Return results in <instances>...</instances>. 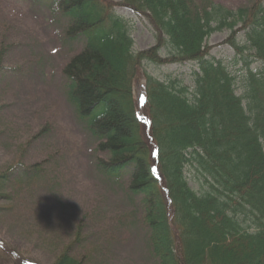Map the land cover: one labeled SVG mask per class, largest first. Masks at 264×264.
I'll return each mask as SVG.
<instances>
[{"label":"trees","instance_id":"obj_1","mask_svg":"<svg viewBox=\"0 0 264 264\" xmlns=\"http://www.w3.org/2000/svg\"><path fill=\"white\" fill-rule=\"evenodd\" d=\"M50 1L67 20L66 38L84 41L63 68L67 100L98 150L108 153L97 158L108 182L121 185L123 170L132 168L126 193L145 207L158 264H264V0L236 10L212 0ZM116 4L147 16L153 47L133 53L130 23ZM223 29L230 31L226 42L236 51L232 66L242 63L239 71L205 48ZM240 33L243 45L236 41ZM144 61L197 67L192 83L144 72L150 139L132 93ZM254 62L260 66L253 69ZM189 168L201 172L204 191L189 185ZM10 172H0V197ZM24 172L37 179L44 173L38 163ZM82 229L81 222L78 239ZM4 253L0 246V259ZM68 253L55 264L82 263Z\"/></svg>","mask_w":264,"mask_h":264},{"label":"rangeland","instance_id":"obj_2","mask_svg":"<svg viewBox=\"0 0 264 264\" xmlns=\"http://www.w3.org/2000/svg\"><path fill=\"white\" fill-rule=\"evenodd\" d=\"M212 1L229 8L252 2ZM115 9L131 21L133 53L155 45L145 17L121 4ZM66 22L50 1L0 0V172L13 173L7 195L0 197V239L40 264H55L64 251L80 264H158L145 207L139 197L126 193L128 173H123L121 185L108 182L97 158L109 155L98 150L97 140L67 100L63 68L84 41L66 38ZM229 35L226 29L213 33L205 48L239 71L242 63L232 66L235 51L224 43ZM259 66L252 64L253 69ZM195 69L193 64L144 61L132 82L134 107L141 119L145 120V71L159 79L178 76L192 83ZM242 90L239 87L238 93ZM35 163L43 168L42 179L26 178L29 173L24 171ZM186 175L195 190L205 188L199 171L190 169ZM246 225L254 230L251 223ZM13 262L7 257L2 264Z\"/></svg>","mask_w":264,"mask_h":264}]
</instances>
